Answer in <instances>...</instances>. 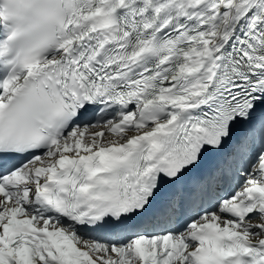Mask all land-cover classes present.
I'll return each instance as SVG.
<instances>
[{"label":"snow or ice","instance_id":"1","mask_svg":"<svg viewBox=\"0 0 264 264\" xmlns=\"http://www.w3.org/2000/svg\"><path fill=\"white\" fill-rule=\"evenodd\" d=\"M0 264H264V0H0Z\"/></svg>","mask_w":264,"mask_h":264}]
</instances>
